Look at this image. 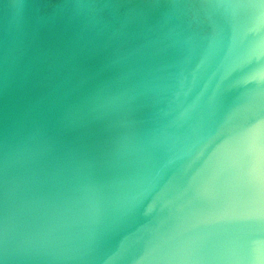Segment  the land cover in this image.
Returning a JSON list of instances; mask_svg holds the SVG:
<instances>
[{
  "label": "water",
  "instance_id": "1",
  "mask_svg": "<svg viewBox=\"0 0 264 264\" xmlns=\"http://www.w3.org/2000/svg\"><path fill=\"white\" fill-rule=\"evenodd\" d=\"M230 3L0 0V264H162L214 166L264 177V16Z\"/></svg>",
  "mask_w": 264,
  "mask_h": 264
},
{
  "label": "clouds",
  "instance_id": "2",
  "mask_svg": "<svg viewBox=\"0 0 264 264\" xmlns=\"http://www.w3.org/2000/svg\"><path fill=\"white\" fill-rule=\"evenodd\" d=\"M206 7L224 9H255L264 16V0L259 4H216ZM236 151L242 152V143ZM211 187L223 193L217 206L200 214L197 224L202 235L200 244L191 251L161 255L162 264H264V256L249 248L248 229L264 223V177L258 169L251 170L240 162L213 167ZM247 188L248 195L240 194Z\"/></svg>",
  "mask_w": 264,
  "mask_h": 264
}]
</instances>
